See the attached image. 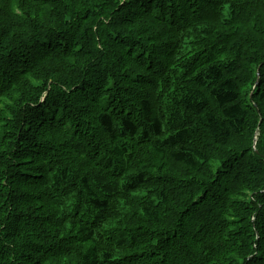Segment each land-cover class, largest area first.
I'll use <instances>...</instances> for the list:
<instances>
[{
  "label": "trees",
  "instance_id": "16d2710c",
  "mask_svg": "<svg viewBox=\"0 0 264 264\" xmlns=\"http://www.w3.org/2000/svg\"><path fill=\"white\" fill-rule=\"evenodd\" d=\"M256 43L264 0H0V264H222L235 236L264 264V75L235 77ZM217 148L179 216L166 169Z\"/></svg>",
  "mask_w": 264,
  "mask_h": 264
},
{
  "label": "rangeland",
  "instance_id": "374dc122",
  "mask_svg": "<svg viewBox=\"0 0 264 264\" xmlns=\"http://www.w3.org/2000/svg\"><path fill=\"white\" fill-rule=\"evenodd\" d=\"M59 6L55 7V11L56 14L61 15V9H58ZM41 9V10H40ZM36 12H38L40 14V18L41 19H46L45 18V11L38 6L36 9ZM260 15V14H259ZM32 18V17H31ZM59 20V19H58ZM262 20V14L260 15V21ZM54 22H58L54 19H50V20H44L40 23L41 26H38V28H43V27H47L50 24H53ZM141 23V21L135 23V26H139ZM150 21L149 22H145L142 27L140 28V30L137 33H142L143 30L150 28L151 26ZM160 28V27H159ZM158 28V29H159ZM239 30L243 29L238 27ZM118 30V28H117ZM119 31V30H118ZM243 33L246 35H250L251 33L249 32L248 29L244 28ZM148 36H146V38H150V40L154 37L153 35L147 34ZM143 38V37H142ZM259 42H261V40L258 39ZM164 42V41H162ZM162 42H155V48H157ZM247 48H249L248 45H246V47L244 46V54L245 56H243L241 58L240 64L236 67V71H235V77L237 80H250L249 83V88H247V91H243L244 92V96H248L251 97V93L249 92V90H253L255 89V80H260V73H263L264 75V70L262 69V72L260 70V56H264V54L260 53V49L263 48L260 44L255 45V47L250 48V50H248L247 54ZM257 62L255 64H251L254 62ZM174 68V67H173ZM39 71L44 72V71H50V72H54L56 74L59 73L58 70H56V68L54 69H40ZM137 73H139V71H137ZM258 75V76H257ZM40 79H42V75L39 74H35L32 77L28 76V78H24L23 81L14 88V90L12 91V94L14 96H18L20 94L26 93L27 89L25 88L26 86H31L33 82H38L40 81ZM25 84V85H24ZM111 84V83H110ZM52 88V86L48 87V90H50ZM48 94V93H47ZM256 123L251 125L250 127H252V129H249V131L251 132V134L253 135V133L257 132V129L260 128V119H256L255 120ZM258 122V124H257ZM259 132V131H258ZM250 148V147H248ZM222 148H217L215 150V157L214 160L208 164L204 170L201 173H196V174H189V171H186L185 168H176V169H166L167 174L169 175V177L171 178H175L177 181L179 180L182 181V184L185 188L188 186L189 187V191L186 192V194H184L183 199H182V207L179 213V216L182 215V212L184 209L190 207V208H195L197 206V199L199 197V195L202 196V200H211V197L214 196L213 193L209 191L208 188L204 187V182L207 180L206 178L208 177L207 175H211V174H215L216 173V166L219 160H221L222 158V153L224 152L221 150ZM167 175V176H168ZM171 178V181H172ZM174 182L172 181V184ZM175 184V183H174ZM249 191L248 193L253 192V190H251V188H248ZM261 189V188H260ZM205 190L209 191V196L205 195L203 192ZM213 198V197H212ZM254 214H250L249 217L251 218ZM232 248L233 245L234 247V251L233 249H231V252L229 253V255L227 256V258H223L220 262H222V264L225 263V261L227 260L228 263L232 262V264H247L246 259L244 258V253L245 251L242 250L241 244L239 243L238 238L235 236L232 240ZM253 256V255H252ZM256 264H260L256 263Z\"/></svg>",
  "mask_w": 264,
  "mask_h": 264
}]
</instances>
